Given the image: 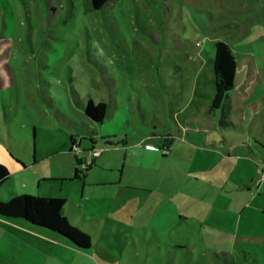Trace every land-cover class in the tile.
<instances>
[{"label":"rangeland","instance_id":"obj_1","mask_svg":"<svg viewBox=\"0 0 264 264\" xmlns=\"http://www.w3.org/2000/svg\"><path fill=\"white\" fill-rule=\"evenodd\" d=\"M216 39L257 74L225 117L211 109ZM90 97L108 103L103 126ZM71 133L110 146L111 165L74 178ZM0 163L1 199L62 197L91 237L85 256L41 237L40 264H264V0H0ZM166 199L162 233L151 215Z\"/></svg>","mask_w":264,"mask_h":264},{"label":"trees","instance_id":"obj_2","mask_svg":"<svg viewBox=\"0 0 264 264\" xmlns=\"http://www.w3.org/2000/svg\"><path fill=\"white\" fill-rule=\"evenodd\" d=\"M108 0H91V6L94 9L103 7ZM214 59H213V71H214V96L212 99L211 109H221V114L224 116L227 114V107L225 106V99L230 95L232 91L240 89H248L247 84H239L241 79H257L252 60L247 58L244 65L239 67L238 58L234 55L229 42L223 39H216L214 41ZM243 74V75H242ZM242 75V76H241ZM241 79L239 80V77ZM243 77V78H242ZM244 82V81H243ZM84 113L95 123H102L108 113V103L105 101L95 102L92 98H89L83 105ZM197 120L196 117H192L189 121L193 122ZM222 122V120H219ZM202 127L210 128L202 121L199 123ZM170 136V134H168ZM89 142L94 143L93 138H88ZM70 148L69 151L76 153L73 150V146H79V154L87 152L90 154L94 150L81 148L80 138L71 135L69 138ZM169 140H165L161 149L167 148ZM165 155V154H164ZM76 162L81 165V160L87 157H80L75 155ZM94 158H92V163ZM91 163V164H92ZM90 166V165H89ZM86 166V167H89ZM85 167V166H84ZM262 171L259 169V174ZM9 169L6 165L0 163V184L3 183L9 177ZM82 176V170L77 166L74 172V178H80ZM63 180V179H61ZM66 200L62 197H45L35 196L27 193L13 194L9 199L0 198V215L8 217H21L28 223L44 228L51 231L64 240L68 241L74 247L86 250L91 245V237L88 233L80 228L72 225L68 218L63 214V206Z\"/></svg>","mask_w":264,"mask_h":264},{"label":"crops","instance_id":"obj_3","mask_svg":"<svg viewBox=\"0 0 264 264\" xmlns=\"http://www.w3.org/2000/svg\"><path fill=\"white\" fill-rule=\"evenodd\" d=\"M231 49H232V46H231ZM232 51H233V49H232ZM213 96H214V94H213ZM229 97H230V95L225 99V106L226 107L228 106L227 105V99ZM228 113L229 112L227 111V114L223 116L221 114V111H220V114L222 115V117L227 116ZM107 115H108V113H107ZM110 117H111V120L116 125H119L120 121H121V123H124L123 118H119L120 121L117 119L116 113L111 114ZM220 120H222V122L220 121L221 123L225 122L223 119H220ZM93 123L95 125L98 124L95 122H93ZM99 124L103 126L104 122L99 123ZM92 129H94V128H92ZM95 130L93 132H95ZM109 130H110V133L109 134L108 133L103 134V136H106V137H104L102 139L107 140L108 142L114 141L113 138L115 137V135L117 133L115 132V130H111V129H109ZM71 135L77 136V135H75V133H71ZM124 135H125V138H124L123 142H126L128 134L125 133ZM77 137H79V136H77ZM82 137L85 138V134H82V136L79 137L80 138L79 144L81 145V148H83L85 150L86 149H92V148L99 150L96 148L97 147L96 138L94 137V135L89 136V138L91 137L94 139V143L89 142L91 144V146L87 145L86 148L82 142ZM163 143H162V145H163ZM109 147L110 146H106V148L100 149L99 154L94 157V162L91 165L97 164V163L103 164L105 166L111 165V162L115 158V155L112 153V150ZM79 155H80V157L81 156L82 157L90 156V154L87 152H83ZM75 162H76V157H75ZM75 166L77 167V162H76ZM74 172H75V170H74ZM57 176H58L57 178H59L60 180L65 179V178H60L58 173H57ZM71 207L73 209L78 208L72 202H71ZM171 210H172L171 209V203L169 202V200L166 199L165 201H162V203H160L159 206L157 207L156 211L153 212L151 215V225L150 226L154 230H157L158 232L164 233L165 231H167L169 229V226H168L165 218L167 217L168 214H170ZM9 218L19 219L21 217H8V216L0 215V264H40V263H44L45 261L47 262L49 260L48 251L46 253L47 256L41 257V260L39 259L40 254H45V252H41L40 246H39L40 245L39 239L41 237H42V239H44L45 243L42 242L44 245H46V246L51 245V247H53L52 248L53 252H55L54 248H59V249H63L64 251H66L67 255H69L71 253V250L75 251L76 253L82 254L84 256L88 255V253H89L90 247L86 250L78 249V248L74 247L72 244H70L68 241L64 240L59 235H57L51 231H48L44 228L34 226L30 223H27V221H25L23 218H21L23 220H19L21 222H19L18 220H13V219H9ZM75 219L77 221H79L77 217H75ZM8 223H10L12 225L9 227ZM24 233H28L29 238L31 240L25 239ZM58 256L63 258L64 261L66 262L64 255L61 256L60 254H58ZM94 256H95L96 260H98V262H101L100 259H98L99 257L96 254Z\"/></svg>","mask_w":264,"mask_h":264},{"label":"built area","instance_id":"obj_4","mask_svg":"<svg viewBox=\"0 0 264 264\" xmlns=\"http://www.w3.org/2000/svg\"><path fill=\"white\" fill-rule=\"evenodd\" d=\"M73 150L78 153L79 152V146H73ZM99 154V150L94 149L92 152H90V156L85 158L84 160H81V166H89L92 163V158L97 156Z\"/></svg>","mask_w":264,"mask_h":264}]
</instances>
